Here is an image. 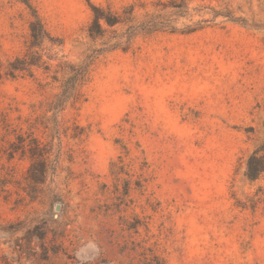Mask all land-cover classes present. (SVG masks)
I'll list each match as a JSON object with an SVG mask.
<instances>
[{
	"label": "rangeland",
	"instance_id": "rangeland-1",
	"mask_svg": "<svg viewBox=\"0 0 264 264\" xmlns=\"http://www.w3.org/2000/svg\"><path fill=\"white\" fill-rule=\"evenodd\" d=\"M30 2L58 42L33 48L31 75L5 76L30 18L0 0V264H264V172L244 175L264 144V29L210 10L249 19L243 0H89L167 27L115 49L131 31L91 40L87 0ZM101 49L82 98L51 108L58 62Z\"/></svg>",
	"mask_w": 264,
	"mask_h": 264
},
{
	"label": "trees",
	"instance_id": "trees-1",
	"mask_svg": "<svg viewBox=\"0 0 264 264\" xmlns=\"http://www.w3.org/2000/svg\"><path fill=\"white\" fill-rule=\"evenodd\" d=\"M25 7L29 15V46L27 50L17 55L13 60L8 61L4 67V75L10 78H15L18 75L32 74V68L40 67L42 64V54L37 51H33V48L42 47L44 43L50 42L52 45H55L57 40H54L53 37L46 31L44 25L42 24L37 11L32 6L30 0H14ZM88 6L91 11V21L87 27V34L91 40L102 39L105 36L107 28H113L117 25L126 26V29H129L131 33L127 35L125 42H122L119 37H115L110 40L108 48L115 49L121 47L123 43L131 40V36L138 32L144 34H150L155 31H159L162 28H167L162 25L158 19L159 16L155 13L145 14L143 20L137 25H134L135 17L134 10L135 5H128L121 9V13H113L108 8H102L99 6L92 5L89 0H87ZM244 4L248 6V12L250 13V18H238L233 16V11L228 8L222 10H211L213 18L222 17L227 21L240 23L242 22L243 26L251 28H263L264 23L262 24L261 20H257L256 17L261 13H264V0H256L255 4L256 11L253 8V0H243ZM175 4V3H174ZM184 2L181 1L179 5H170L163 4V8H182ZM134 28L138 30L132 31ZM202 27H200L201 29ZM176 29H172L171 32H174ZM105 49H101L100 53L85 55V57L78 63H71L68 61H60L56 66L54 71L55 75L52 77L54 81L60 82V93L55 96V100L51 103L50 107L54 110H62L64 105L68 103H76L82 98L80 89L89 81V76L91 73V67L94 60L104 52ZM48 61L53 59L48 57ZM47 67V66H46ZM47 70V68H45ZM57 74L61 75V80L58 79ZM73 138L78 137V135H73ZM28 151L31 157H40V159L33 163V165H38L40 167L41 173L44 175L47 169V160L44 158V146L38 140L32 139V142L28 145ZM32 165V166H33ZM264 172V144L256 148L246 159L245 163V177L248 181H255L258 177Z\"/></svg>",
	"mask_w": 264,
	"mask_h": 264
},
{
	"label": "water",
	"instance_id": "water-1",
	"mask_svg": "<svg viewBox=\"0 0 264 264\" xmlns=\"http://www.w3.org/2000/svg\"><path fill=\"white\" fill-rule=\"evenodd\" d=\"M59 208H60V206H59V205H56V206H55V210H56V211H58V210H59Z\"/></svg>",
	"mask_w": 264,
	"mask_h": 264
}]
</instances>
